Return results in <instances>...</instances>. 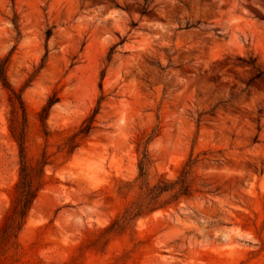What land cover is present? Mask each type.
I'll return each mask as SVG.
<instances>
[{"label": "rangeland", "instance_id": "374dc122", "mask_svg": "<svg viewBox=\"0 0 264 264\" xmlns=\"http://www.w3.org/2000/svg\"><path fill=\"white\" fill-rule=\"evenodd\" d=\"M2 63L43 170L0 264H264V0H0ZM10 93L0 80V226Z\"/></svg>", "mask_w": 264, "mask_h": 264}, {"label": "trees", "instance_id": "16d2710c", "mask_svg": "<svg viewBox=\"0 0 264 264\" xmlns=\"http://www.w3.org/2000/svg\"><path fill=\"white\" fill-rule=\"evenodd\" d=\"M0 80L2 85L11 91L10 101L12 105V111H14L15 115L21 113L22 116L21 127L19 128V130L15 131V129H12L10 125L12 135L18 142V146H19V169H18V179L14 184V191L16 192V195L12 198V203L8 208L4 220L0 226V233H1L3 231L12 232L16 227H19L22 224L27 214V211L31 205V202L36 196L38 189L37 188L33 189L32 185H38L34 181V176H36L38 182L42 174L43 162L39 161L37 166L35 167L29 166V164L26 162L25 153H24V141H25L24 125L27 121L26 109L21 93L13 89L9 85L6 79L4 63H2L0 66ZM90 124L91 123L82 126L77 132L67 137V141H69L71 148H74V146H76L75 138L78 135L85 134L88 131V129L91 128ZM71 148L68 150L71 151L72 150ZM147 161H148V154L146 151H144L138 164L140 176H143L145 174V164L147 163ZM179 182L183 183L182 178H180ZM175 183L176 182H168L165 180H160L158 183L148 188V190L162 193L172 188L170 187L172 186L170 184H175ZM182 183L181 185H183Z\"/></svg>", "mask_w": 264, "mask_h": 264}]
</instances>
